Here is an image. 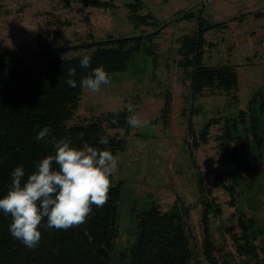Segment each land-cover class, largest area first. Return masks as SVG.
Masks as SVG:
<instances>
[{
    "label": "rangeland",
    "instance_id": "374dc122",
    "mask_svg": "<svg viewBox=\"0 0 264 264\" xmlns=\"http://www.w3.org/2000/svg\"><path fill=\"white\" fill-rule=\"evenodd\" d=\"M199 18L210 26L204 35L205 64H229L238 72V88L231 92L192 93L186 44ZM52 30L57 36H49L51 44L66 47L64 56L93 50L76 45L147 36L133 61L105 68L109 84L96 92L81 89L70 121H88L107 111L128 116L129 104L147 121L137 127L105 128L106 135H115L124 144L117 152L112 179L122 183L123 191L108 264L131 261L139 233L137 214L152 202L163 211L177 197L189 205V228L198 244L203 239L205 198H214L222 208L221 217H212L218 244L225 237L226 247L235 252L231 233L239 231L240 212L254 217L258 231L264 230V135L258 142L249 135L248 153L237 159L239 164L244 158L250 163L241 169L231 164L235 143L223 149L218 139L226 121L248 111L254 94L264 88V0H0V53L22 57L25 73L39 71V40ZM209 120L218 121L210 128L209 141L195 147L194 140H201L199 133ZM263 238L264 233L257 243ZM237 261L243 264L240 258Z\"/></svg>",
    "mask_w": 264,
    "mask_h": 264
},
{
    "label": "trees",
    "instance_id": "16d2710c",
    "mask_svg": "<svg viewBox=\"0 0 264 264\" xmlns=\"http://www.w3.org/2000/svg\"><path fill=\"white\" fill-rule=\"evenodd\" d=\"M210 26L198 19V27L188 37L186 49L190 56L191 89L194 95L206 89L211 92H231L238 88L239 75L229 64L207 65L204 62L205 32ZM50 33V32H49ZM57 36V30L39 40L42 65L34 75L24 71V60L15 54L0 53V195L7 192L11 184V171L17 164L25 167V177L34 169L35 162L54 152L53 144L61 137L69 136L72 142H84L99 148H109L115 155L124 146L121 138L106 135L105 128H126V113L102 112L88 121L70 124L78 107L81 89L79 79L90 68L103 64L105 68L121 67L133 61L145 46L147 36L143 34L110 37L88 44L76 45L93 50L89 68L80 66L78 56H64L66 47L51 44L49 36ZM68 49V48H67ZM75 69L76 87L67 84L69 70ZM264 88L252 97L249 109L241 110L232 121L227 120L218 139L223 149L234 142L230 152L237 169L249 165L247 158L239 164L238 156L248 153L249 135L257 142L264 135ZM217 120H209L199 133L201 140H194L195 147L207 143L210 128ZM50 126L47 137L35 139L38 127ZM194 131V130H193ZM195 132H192L194 134ZM107 139V145L101 138ZM58 167V165H54ZM246 170L249 169L245 168ZM108 198L103 206H91L83 222L67 229L48 228L46 217L42 220L41 239L34 248H27L13 237L8 229L10 214L0 212V264H108L114 246L119 223V208L122 183L112 181ZM235 185L230 186L232 200ZM235 204V201H233ZM203 239L198 244L190 232L191 207L179 197L166 211L155 202L149 203L137 214L139 233L131 248L128 264H264V233L258 228L254 217L240 212L237 220L239 231L231 233L235 252L226 247V239L218 244L212 232V217H221L222 208L214 198L202 200ZM227 231H230L227 228Z\"/></svg>",
    "mask_w": 264,
    "mask_h": 264
},
{
    "label": "clouds",
    "instance_id": "9594fccd",
    "mask_svg": "<svg viewBox=\"0 0 264 264\" xmlns=\"http://www.w3.org/2000/svg\"><path fill=\"white\" fill-rule=\"evenodd\" d=\"M90 55L80 58V66L89 68ZM75 69L69 70L67 84L76 87ZM110 73L103 64L90 68L79 79L80 86L92 92L110 83ZM126 122L137 127L146 124L128 105ZM38 127L35 139L48 136L50 126ZM101 143L108 141L101 138ZM54 152L35 162L34 169L25 177V167L17 164L7 192L0 195V212L10 214L8 229L27 248H34L41 239V222L46 217L48 228L67 229L84 221L91 206H103L108 198L111 176L118 167L117 156L107 147L99 148L84 142L77 145L69 136L53 144ZM58 165V167L54 166Z\"/></svg>",
    "mask_w": 264,
    "mask_h": 264
}]
</instances>
